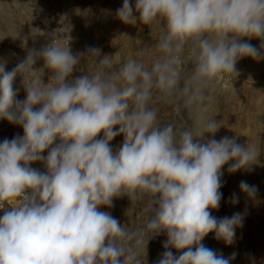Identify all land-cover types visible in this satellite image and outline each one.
Segmentation results:
<instances>
[{
  "label": "clouds",
  "instance_id": "9594fccd",
  "mask_svg": "<svg viewBox=\"0 0 264 264\" xmlns=\"http://www.w3.org/2000/svg\"><path fill=\"white\" fill-rule=\"evenodd\" d=\"M116 16L124 24H163V57L151 68L136 59L117 68L98 48L73 54L69 43L53 39L29 49L11 71L0 62V119L23 128L22 137L0 142V264H142L126 243L133 233L101 208H111L115 198L134 203L146 195L147 230L167 236L156 264H230L235 258L201 241L214 233L233 242L243 214L212 215L223 195L221 170L248 168L259 153L234 137L207 138L219 128L203 113L192 127L160 124L149 102L153 89L174 96L186 51L195 64L180 89L187 105L211 99L200 85L221 74L237 76L240 59H260L247 41L260 39L264 46V0H136L134 7L123 0ZM89 56L97 58L98 70L70 79ZM39 59L43 67L36 70ZM34 71L39 75L29 84L23 80L26 99L18 100L14 80ZM121 134L122 146L114 150L111 141ZM33 162L47 171L30 167ZM240 188L255 198L256 186L241 182Z\"/></svg>",
  "mask_w": 264,
  "mask_h": 264
},
{
  "label": "rangeland",
  "instance_id": "374dc122",
  "mask_svg": "<svg viewBox=\"0 0 264 264\" xmlns=\"http://www.w3.org/2000/svg\"><path fill=\"white\" fill-rule=\"evenodd\" d=\"M20 1L25 6L23 24L0 20V62H5L6 71H11L21 62L29 49H40L51 43L52 38H57L61 45L68 42L73 54L86 53L89 47L98 48L101 50L100 58L109 55L117 68L130 59L141 60L145 67L151 68L156 60L163 57L158 48L163 24L144 25L139 20L135 25L122 23L116 11L122 7L123 0ZM135 2L131 0L133 7ZM256 48L261 58H249L229 86L220 85L219 76L201 84L202 91L211 99L199 105H187L186 96L180 90L186 82L190 83L195 66L192 56L186 51L179 65L181 82L174 96L166 98L159 90L153 89L149 102V106L157 111V122L160 124L171 123L176 129L192 127L197 123L198 114L203 113L206 120H215L219 128L214 136L207 138L220 140L225 136L234 137L238 144L259 153L258 160L248 168L230 173L228 165H225L221 170L220 191L223 195L219 209L213 210L212 215L220 219L237 212L243 214V225L236 229L233 242L226 244L216 239L214 233H209L201 241L225 258H231L235 253L230 264H264V46L260 43ZM42 67L43 60H37L34 68L39 70ZM98 68L95 56L82 58L70 79L91 75ZM36 75H39L38 71L16 77L13 86L18 100L26 99L24 83L29 84ZM50 75L45 70L42 77L44 83L49 82ZM16 136H23L22 126L0 119V142ZM123 140V134L115 137L111 141L113 149L122 146ZM30 167L47 171L43 162H33ZM241 182L256 186L255 198H249L241 190ZM101 210L109 211L133 233L126 243L138 253L142 264H156L165 251L163 243L167 236H152L146 228L152 214L150 196L146 195L134 203L126 196L115 198L111 208ZM170 250L173 255L180 254L174 248Z\"/></svg>",
  "mask_w": 264,
  "mask_h": 264
},
{
  "label": "built area",
  "instance_id": "2783aa9c",
  "mask_svg": "<svg viewBox=\"0 0 264 264\" xmlns=\"http://www.w3.org/2000/svg\"><path fill=\"white\" fill-rule=\"evenodd\" d=\"M20 0H0V20L6 22H14V23H21L23 24L25 21L24 17V3ZM31 21V19H28ZM55 41H58L57 38H52ZM255 48L262 43L260 39L252 38L247 41ZM68 42H66V45ZM251 57H244L240 59L236 65L237 72L239 69H244L246 61ZM236 80V75H228V74H221L218 77V82L223 87H227L232 84ZM8 210H10V206H8ZM4 209H0V216H3Z\"/></svg>",
  "mask_w": 264,
  "mask_h": 264
}]
</instances>
